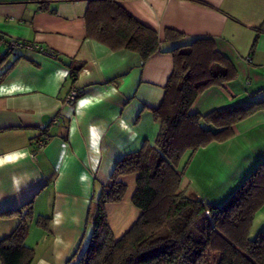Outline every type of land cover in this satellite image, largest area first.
I'll return each instance as SVG.
<instances>
[{
    "label": "crops",
    "instance_id": "crops-1",
    "mask_svg": "<svg viewBox=\"0 0 264 264\" xmlns=\"http://www.w3.org/2000/svg\"><path fill=\"white\" fill-rule=\"evenodd\" d=\"M116 2L158 34L160 50L147 61L89 35L90 0H0V212L34 202L36 214L51 219L50 232L30 229L34 264H77L92 232V199L123 157L155 144L160 122L153 110L163 102L176 48L211 38L214 48L198 56L193 81L222 70L236 76L207 89L191 114L264 102V0ZM167 30L182 37L167 40ZM13 40L23 46L10 51ZM73 89L79 100L70 106ZM234 132L200 149L187 169L184 184L207 204L223 205L264 163V109ZM121 181L132 200L136 176ZM124 201L107 205V213ZM18 223L0 217V240Z\"/></svg>",
    "mask_w": 264,
    "mask_h": 264
},
{
    "label": "trees",
    "instance_id": "trees-1",
    "mask_svg": "<svg viewBox=\"0 0 264 264\" xmlns=\"http://www.w3.org/2000/svg\"><path fill=\"white\" fill-rule=\"evenodd\" d=\"M87 20L89 35L112 50L137 53L143 61L160 50L158 34L134 20L116 0H90ZM180 37L174 30L166 31L167 40ZM213 48L211 38H199L172 52L174 70L161 106L153 110L160 122L155 144L146 143L140 151L123 157L92 199V232L77 264H264V230L250 239L254 219L264 207V163L220 206L205 203L190 184H184L189 164L200 149L233 138L238 123L264 109L260 102L205 116L191 114L207 89L224 87L236 77H228L224 70L215 74L202 69L209 76L193 81L198 56ZM4 61L0 60V66ZM80 68H74V78ZM4 76L0 74V84ZM131 175L136 176L131 201L140 216L116 238L107 205L125 199L128 186L121 179ZM0 217L19 221L0 240V264H34L36 251L27 245L30 229L36 226L50 232L51 219L37 215L34 202L1 211Z\"/></svg>",
    "mask_w": 264,
    "mask_h": 264
},
{
    "label": "rangeland",
    "instance_id": "rangeland-1",
    "mask_svg": "<svg viewBox=\"0 0 264 264\" xmlns=\"http://www.w3.org/2000/svg\"><path fill=\"white\" fill-rule=\"evenodd\" d=\"M132 190L129 191L128 195L123 202V205L119 207H110L108 217L110 219L111 228L116 238H120L125 232H127L132 225H134L139 216V210L133 206L131 202ZM125 209V211L123 210ZM124 213L126 219L123 220ZM264 230V207L257 213L253 225L251 227L250 239H255L258 234Z\"/></svg>",
    "mask_w": 264,
    "mask_h": 264
},
{
    "label": "built area",
    "instance_id": "built-area-1",
    "mask_svg": "<svg viewBox=\"0 0 264 264\" xmlns=\"http://www.w3.org/2000/svg\"><path fill=\"white\" fill-rule=\"evenodd\" d=\"M23 46L20 42L16 41V40H13L10 44H9V48L11 50H14V49H17L18 47H21ZM27 49L29 50H36V49H39L37 46H26ZM79 100V93L76 89H73L69 95L67 96L66 98V103L70 106H75L77 104ZM59 122V118H55L53 120V123L54 124H57ZM46 140H41L37 143V149H41L45 144H46ZM37 152V151H36ZM34 152L31 156L32 157H35V153Z\"/></svg>",
    "mask_w": 264,
    "mask_h": 264
}]
</instances>
